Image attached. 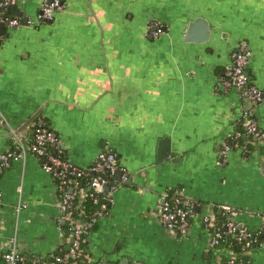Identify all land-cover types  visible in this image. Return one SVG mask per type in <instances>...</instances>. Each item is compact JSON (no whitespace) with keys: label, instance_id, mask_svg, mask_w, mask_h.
<instances>
[{"label":"crops","instance_id":"0c3cea01","mask_svg":"<svg viewBox=\"0 0 264 264\" xmlns=\"http://www.w3.org/2000/svg\"><path fill=\"white\" fill-rule=\"evenodd\" d=\"M64 1L40 25L42 0H15L33 27L21 18L0 33V155L18 156L0 172V264L8 249L47 261L67 247L55 182L28 152L37 124L72 165L87 169L108 150L130 173L128 184L113 177V203L88 237L92 264H227L207 248L205 218L217 228L227 205L240 227L263 229L264 140H250L243 102L221 78L246 41L247 73L264 93V0ZM197 19L206 41L204 29L190 32ZM152 21L165 30L159 37L147 31ZM257 114L264 133V102ZM177 194L196 205L185 236L159 222L160 205ZM240 264H264V246Z\"/></svg>","mask_w":264,"mask_h":264},{"label":"built area","instance_id":"2783aa9c","mask_svg":"<svg viewBox=\"0 0 264 264\" xmlns=\"http://www.w3.org/2000/svg\"><path fill=\"white\" fill-rule=\"evenodd\" d=\"M15 0H0V28H17L23 25L20 17L11 15L9 9ZM64 0H42L37 20L40 25L54 20L57 12L65 9ZM33 22L27 20L26 26L33 27ZM147 31L152 37H159L165 30L161 23L152 21ZM1 41V35H0ZM252 52L246 41L240 42L231 54V62L224 71L221 85L227 92H234L243 102V123L250 136L264 140V133L259 127L258 107L264 102V93L251 82L247 72ZM230 147L224 146L220 152L222 159L226 157ZM28 152L37 158L45 173L51 176L56 185L57 207L65 222L61 230L64 242L61 246H69V250L61 248L59 255L52 261L33 260L31 264H92L86 245L88 237L95 225L106 216L113 203L112 193L117 183L113 177L120 173L121 183L128 184L131 176L128 171L120 167L116 155L108 150L101 151L92 165L79 168L62 158V145L54 132L44 124L34 127L33 137L28 146ZM16 153L8 152L0 155V172L12 161L17 160ZM71 177L85 179L86 187L80 188L77 182L72 183ZM1 199V187H0ZM90 200L95 206L93 214L88 217L83 212V203ZM222 212L228 221L224 224L225 233L233 236L243 249H250L254 244L264 246V241H258L256 233L247 228L240 227L234 220L236 210L229 206H221ZM196 205L193 201L185 199L181 194L165 199L160 205L159 222L168 231L179 236H185L191 226V217L195 214ZM205 223L211 229L212 235L208 243V250H218L224 233L214 225V219L205 218ZM264 234V227L261 230ZM88 246V245H87ZM2 264H27V259L15 248L1 253ZM227 264L236 263L235 259H228Z\"/></svg>","mask_w":264,"mask_h":264},{"label":"trees","instance_id":"16d2710c","mask_svg":"<svg viewBox=\"0 0 264 264\" xmlns=\"http://www.w3.org/2000/svg\"><path fill=\"white\" fill-rule=\"evenodd\" d=\"M12 9V8H11ZM11 9H9V13L11 15H13V13L11 12ZM46 127H48L45 124ZM250 140H253L252 136H250ZM62 158L64 160H67V158L65 157V152L63 151L62 153ZM70 180L72 181V183L77 182L78 186L80 188L82 187H86V180L85 179H76L75 177H71ZM167 198H171V197H167ZM95 210V206L91 203V201L88 199L83 203L82 209L78 210L76 212V214L78 212H83L84 215L90 217L93 212ZM218 219L220 220V225L217 226V228L224 233V237L223 240L221 241L219 248L217 250V253H219L221 255V257H223L224 260H228V259H235L236 263H242L244 261V259L246 258L247 253L250 250H255L257 249L259 246L254 244L252 246V248L250 249H243L242 245L239 244L237 242V240L230 235H227L225 233V228H224V224L227 223L228 219L225 215H220L218 216ZM257 235V239L258 241H264V234L262 231H259L256 233ZM88 242L86 245H82V247L84 249H87ZM60 253H54L50 259H48L47 261H52L54 259L55 256L59 255ZM35 260L34 258H27V264H31V262ZM78 264H81L80 262H78Z\"/></svg>","mask_w":264,"mask_h":264},{"label":"water","instance_id":"95a60500","mask_svg":"<svg viewBox=\"0 0 264 264\" xmlns=\"http://www.w3.org/2000/svg\"><path fill=\"white\" fill-rule=\"evenodd\" d=\"M11 10L15 16L22 18V20L25 24L27 23V19L25 17H23V12L21 11L20 8L14 6V7H12ZM205 25H206V23L204 20L197 19L194 23L191 24V28H190V32L193 31L194 29H197V28L204 29V32L199 39V41H201V42L206 41L209 38V31L205 30ZM4 30H5L4 27H1L0 33H3ZM188 38L191 39V37H188ZM255 141H258V139L255 138ZM24 143H25V141H24ZM170 151H171L170 140L168 138L161 140L159 142V148L157 151V162H158V164H163L165 162V160L167 159V154L170 153ZM261 168H262V174L264 175V164L261 165ZM116 175L120 177V173H118ZM65 250L68 251L69 246H67ZM103 264H108V263H103Z\"/></svg>","mask_w":264,"mask_h":264}]
</instances>
